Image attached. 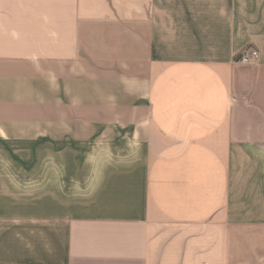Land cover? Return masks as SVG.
Returning <instances> with one entry per match:
<instances>
[{"label": "crops", "instance_id": "1", "mask_svg": "<svg viewBox=\"0 0 264 264\" xmlns=\"http://www.w3.org/2000/svg\"><path fill=\"white\" fill-rule=\"evenodd\" d=\"M6 143L0 264H264V0H0Z\"/></svg>", "mask_w": 264, "mask_h": 264}, {"label": "rangeland", "instance_id": "2", "mask_svg": "<svg viewBox=\"0 0 264 264\" xmlns=\"http://www.w3.org/2000/svg\"><path fill=\"white\" fill-rule=\"evenodd\" d=\"M19 150H20V148L15 149L14 146H10L9 143H6V147L4 150L5 155L0 154V161H7V162L16 161L17 156H18L17 151H19ZM23 154H24L23 156H26V157L29 156V152H26ZM0 171H4L6 173H13L14 172L12 165H6V169H0ZM22 183L20 184L22 189H23L21 191V195L25 196L26 198L34 197L36 195V193L38 192L35 190L36 188H38V190H41V188H43V186L31 183L29 180H26L24 177H23ZM13 189H14V186H13Z\"/></svg>", "mask_w": 264, "mask_h": 264}, {"label": "built area", "instance_id": "3", "mask_svg": "<svg viewBox=\"0 0 264 264\" xmlns=\"http://www.w3.org/2000/svg\"><path fill=\"white\" fill-rule=\"evenodd\" d=\"M258 53L255 50H249L246 53H244L242 56H240V59L238 60L241 63L249 64L253 63L257 60Z\"/></svg>", "mask_w": 264, "mask_h": 264}, {"label": "trees", "instance_id": "4", "mask_svg": "<svg viewBox=\"0 0 264 264\" xmlns=\"http://www.w3.org/2000/svg\"><path fill=\"white\" fill-rule=\"evenodd\" d=\"M239 59H240V55H239V56H237L235 60H236V61H238Z\"/></svg>", "mask_w": 264, "mask_h": 264}]
</instances>
